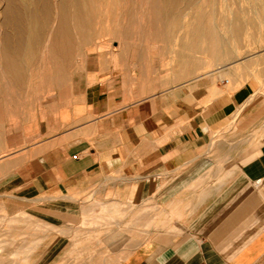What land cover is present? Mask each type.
I'll list each match as a JSON object with an SVG mask.
<instances>
[{"label": "crops", "instance_id": "1", "mask_svg": "<svg viewBox=\"0 0 264 264\" xmlns=\"http://www.w3.org/2000/svg\"><path fill=\"white\" fill-rule=\"evenodd\" d=\"M226 70L154 93L123 82L75 96L14 185L28 215L56 230L41 261L264 264V86ZM93 190L137 204L138 243L113 241L95 260H77V204Z\"/></svg>", "mask_w": 264, "mask_h": 264}, {"label": "rangeland", "instance_id": "2", "mask_svg": "<svg viewBox=\"0 0 264 264\" xmlns=\"http://www.w3.org/2000/svg\"><path fill=\"white\" fill-rule=\"evenodd\" d=\"M46 1L47 0H34L33 3L28 1L37 12V19L39 18L37 20L38 25H40L39 27L43 33V43L41 42L39 48L36 49L38 52L34 53V55L38 58L33 55V57L18 59L24 56V54L20 51H13V53L9 54L5 48L0 49V67L2 68L4 65L2 69L0 68V264H46V261L44 262L40 260L42 250L45 248L44 245L46 246L48 244L47 236L56 230H48L47 225L43 224L41 219L35 217L32 218L31 215H28L26 210V201L22 195H19L20 192L16 191L14 185L17 177L19 178V176L25 175L26 159L29 157V153L31 158L33 146L36 147L40 142L42 138L41 132L56 130L58 128L59 120L64 121V116L68 115L69 108L72 106L75 96L84 92L88 86L93 84H108L110 86L120 85L123 82L129 84L138 83V85L141 86V88L147 93H154L167 90L174 85L181 84L195 77L201 76L219 66L226 67V71L228 73L231 72L240 74L243 79L254 78L259 81L262 86H264V38L262 39V36L264 37V22H259L261 24L245 23V29L243 31L244 36L242 35L237 42L233 43V41L230 40L226 44L228 50L230 48L229 52H231V54H228L224 57V59L217 61L205 52V48L208 46L206 44H209L208 41H201L199 44L200 48L194 51L183 49L185 43L189 42V38L182 39L185 35V33L182 32H185L188 29V25L192 21L191 18L193 17V13L197 10H211L212 6H210L208 2H205L207 0H199L200 4L194 6L195 8L185 7L183 9L185 15L182 10L183 17H181L179 26L176 27V30L173 33V37L171 38L172 41L171 39H163L160 33L164 32L166 28L164 27V29H162L163 26L161 27L160 23H157L156 25L153 22L154 13L149 14L150 12L152 13V11L154 12L149 5L151 0H146V2L143 0H134L135 3L133 0H115V2L114 0H96L97 7L95 0H48V4ZM229 1H234L235 3L229 2L231 6L225 7V5H222L224 0H219L220 3L217 7L218 12L222 8L220 12H222V14H228L227 16L231 17L232 14L230 13L238 11L237 9H241L244 13L248 10V17L251 15L255 16V11L252 7H250L251 5L247 2L248 0H238L239 2L237 0ZM126 2L128 3L126 4ZM20 3L21 2L18 0H0V23H2L1 31H6L8 35L11 36L9 39L10 42L14 41L12 36L15 32L17 30H24L26 25L24 23L26 21L23 20L24 17L18 16ZM241 5L245 6L243 7ZM148 6L152 10L150 8L147 9ZM79 8L80 10L83 9L82 11L84 12L82 13ZM261 8L262 10H260L259 13L264 14V7ZM39 10L42 13H40ZM93 10L95 12H93ZM144 10L147 15L144 14ZM76 11L78 14H76ZM119 11L120 15L118 14ZM130 12H132V14ZM4 14L6 17L3 16ZM126 15H128L129 19ZM148 15H152L150 17L155 26L152 22H150L151 24L148 22L151 21ZM245 15L247 14L245 13ZM147 17L148 19H146ZM69 18H71V20ZM91 18L93 21L90 20ZM184 18H188L187 22ZM141 19H144L145 21L142 20V22H140ZM75 21H78L76 22L78 29L74 27ZM83 21H86L85 24ZM116 22H119L117 26L115 25ZM139 22L143 26L140 25ZM143 22L146 23L144 24ZM181 23L184 24L182 25ZM212 23L218 22L212 21ZM44 24L46 25V28L43 26ZM89 25L93 28H90ZM221 25L222 23H218V26L220 27H218V30L220 32H224L225 26L222 25V27ZM257 25L260 27L259 29ZM58 26L60 28H58ZM140 26L143 28H140ZM150 26L152 28L156 27V35L154 34L155 31L153 32L155 29H152ZM7 27L9 28L6 29ZM62 28L65 29L63 30ZM86 28L88 30H86ZM126 28L128 32L124 30ZM144 28L147 30H144ZM148 28L150 29L148 30ZM250 28H253L254 31ZM110 29L111 31L109 32ZM112 29L113 31L117 30L118 35H114L115 33H113ZM65 30L66 32L69 31V33H65ZM179 30L181 33L176 34L177 31L180 32ZM248 30H251L252 32H249ZM62 31L64 33L63 35L61 34ZM75 31H79V33ZM83 31L85 34H83ZM47 33L48 36L46 35ZM130 33L134 35H129ZM249 33L251 34L249 35ZM55 34L56 36L54 38L56 42L54 43L53 36ZM157 34H159L158 37L160 40L157 39ZM50 36L51 39L48 41ZM57 37H59V40L61 38V43ZM121 37L122 39H120ZM78 38L80 42H78ZM84 39L88 42L83 43L85 41ZM161 39L163 40L161 41ZM62 40L66 42H63ZM75 40H77V42H75ZM81 40L83 42H81ZM89 41L91 42L90 44ZM47 42L49 43V48L45 50V43ZM71 43H75V45ZM238 43L240 44L239 48L241 50L237 47ZM241 45L243 46L242 48ZM59 46L62 48L59 49ZM65 47L67 48V51L64 50ZM235 47H237V49ZM3 50H5V52ZM69 50L72 52H69L71 56L68 54ZM179 51H182L181 55L178 54ZM10 52H12V50H10ZM41 52L42 54H40ZM55 52L59 53L56 54ZM64 52L69 55V58L68 55L66 57ZM39 55L41 56L39 57ZM46 55L50 58L46 59ZM51 55L53 56L51 57ZM117 57H119L118 60ZM52 58H54V60H52ZM55 58L58 60V65L56 64L57 60ZM17 60H23V67H27L24 69L21 68L20 66L22 63ZM34 60L37 62L34 63ZM7 61H13L14 66L9 68ZM192 61L197 63L196 66H194L188 75L186 74L183 76L181 74V67H183L181 63H191ZM40 62L41 65L39 64ZM5 67H7V69H5ZM17 67L21 71L16 69ZM48 67H51V69ZM3 70L7 75L4 74L5 72H3ZM10 71L13 74H11ZM20 75H22V77L24 76L23 80ZM6 76L11 77L8 78ZM54 76L56 77L54 78ZM50 81L52 82L50 83ZM56 82H58V84H56ZM14 83L16 84L14 85ZM14 86L16 88L15 90ZM11 89L13 92H9ZM13 98L16 101H14ZM72 206L75 205L72 203ZM77 206L79 207L78 210L81 213L82 218L79 223L80 230L76 231L77 233L74 237V253L71 254L75 257V259L87 261L95 260V257L98 254L97 252H99L100 249L98 247L105 249L109 247L113 241H115V243L119 242L126 244L138 243V238L135 237V234H137V231L139 230V216L141 212L139 211L137 204H126L122 207L120 204L99 200L94 197L93 190L86 192L81 197V203L77 204ZM151 210L153 209L151 208ZM165 221L166 225L171 223L168 215L166 216ZM153 223L154 221L151 219L149 224L153 226ZM134 228L135 230H131ZM128 232L131 234L130 236L126 235ZM74 257H72V259Z\"/></svg>", "mask_w": 264, "mask_h": 264}, {"label": "bare ground", "instance_id": "3", "mask_svg": "<svg viewBox=\"0 0 264 264\" xmlns=\"http://www.w3.org/2000/svg\"><path fill=\"white\" fill-rule=\"evenodd\" d=\"M19 2H21L20 3V8H19V12H18V16L19 17H24V19L23 20H25L26 22H24L26 25H25V28H24V30H17L16 32H15V34L12 36L13 37V42H10L9 41V39H10V35H8V33L6 32V31H1V28H2V23H0V49L2 48H5L6 50H7V52H9V54H11V53H13V51H16L17 52V50L18 51H20L22 54H24V56L22 57V58H18V59H23L24 57H33V55H34V53L35 52H38V51H36V49H38L39 48V46H40V44H41V42H42V35H43V33H42V31H41V29H40V25H38V19H37V12L33 9V7L31 6L32 4H29V2L28 1H30L31 3H33L34 2V0H18ZM39 1V0H38ZM89 1H91V0H89ZM127 1H129V0H127ZM134 1V0H133ZM136 1V0H135ZM135 1H134V3H135ZM140 1V0H139ZM142 1V0H141ZM143 1H145L146 2V0H143ZM221 1V0H220ZM236 1V0H235ZM238 1V0H237ZM247 1V0H246ZM41 2V1H40ZM48 2V0L46 1V3ZM63 2V1H62ZM72 2V1H71ZM114 2H115V0H114ZM138 2V1H137ZM206 3L208 2L209 3V5L210 6H212V8H211V10L210 11H203V10H197L195 13H193V17L191 18L192 19V21L190 22V24L188 25V29L185 31V32H182V33H185V35L182 37V39L183 38H189V42L188 43H185V45L183 46V49L184 50H196V49H199L200 48V42L201 41H208V43L209 44H206V45H208V46H206V48H205V52H207L208 53V55L211 57V58H213V59H215V60H217V61H220V60H222V59H224V57L225 56H227L228 54H231V52H229V50H230V48H229V50H228V48H227V42L228 41H233V43L234 42H237L238 40H239V38L243 35V31H244V29H245V27H244V25H245V23H248V24H254V23H259V22H261V23H263L264 22V14H261V13H259V11L260 10H262V8L261 7H264V1L263 0H248L247 2H249V4L251 5L250 7H252L253 8V10L255 11L254 13H255V16L253 15H251L250 17H248V10H247V12L245 11V13L247 14V15H245V13H244V11L243 10H241V9H237L238 11H234V12H232V13H230V14H232V16L231 17H228L227 15L228 14H222V12H220L221 10H222V8L221 7H219V8H221V10L218 12V9H217V7H218V5H219V0H207V1H205ZM223 2V1H222ZM229 2H231V1H229V0H224V3L222 4V5H225V7H230L231 6V4L229 3ZM232 2H234V1H232ZM231 2V3H232ZM239 2V1H238ZM246 2V3H247ZM46 3H44V4H46ZM81 3H82V1H81ZM95 3H96V0H95ZM113 3V2H112ZM120 3V2H119ZM119 3H118V5H119ZM125 3V2H124ZM128 2H126V4H127ZM235 3V2H234ZM48 4V3H47ZM147 4H149V3H147ZM200 4V2H199V0H151L150 1V6H151V8L154 10V12L152 11V13L150 12L149 14H153L154 15V20H153V22L157 25V23H160L161 24V27H162V29H164V27L166 28L165 29V31L164 32H162V33H160V35L163 37V39H165V40H169V39H171L172 37H173V33H174V31L176 30V27L177 26H179V22H180V19H181V17H183V12H184V8L185 7H194V6H197V5H199ZM205 4V3H204ZM239 4V3H238ZM248 4V3H247ZM55 5H57V4H55ZM91 5V4H90ZM95 5V4H94ZM93 5V6H94ZM117 5V4H116ZM121 5V4H120ZM140 5H141V3H140ZM11 6V5H10ZM139 6V5H138ZM204 6V5H203ZM220 6H221V4H220ZM241 6H245V5H241ZM37 7V6H36ZM57 7V6H56ZM55 7V8H56ZM96 7H97V3H96ZM114 7V6H113ZM118 7V6H117ZM201 7V6H200ZM234 7V6H233ZM242 7V8H243ZM249 7V6H248ZM249 7V8H250ZM48 8H49V5H48ZM47 8V9H48ZM58 8V7H57ZM57 8H56V10H57ZM60 8V7H59ZM82 8V7H81ZM86 8H87V6H86ZM150 7L148 6V8L147 9H149ZM150 8V9H151ZM195 8V7H194ZM224 8V7H223ZM151 9V10H152ZM187 9V8H186ZM203 9H204V7H203ZM38 10V9H37ZM45 10V9H44ZM63 10V9H62ZM75 10H77V9H75ZM79 10H80V8H79ZM83 10V9H82ZM82 10H80V11H82ZM120 10V9H119ZM146 10V9H145ZM144 10V11H145ZM182 10H183V12H182ZM189 10V9H188ZM188 10H187V12H188ZM230 10V9H229ZM246 10V9H245ZM7 11H8V9H7ZM46 11V10H45ZM67 11V10H66ZM121 11V10H120ZM120 11H119V15H120ZM147 11V10H146ZM146 11L144 12V14H146ZM250 11V10H249ZM252 11V10H251ZM39 12H40V10H39ZM58 12V11H57ZM56 12V13H57ZM71 12V11H70ZM70 12H69V14H70ZM74 12V11H73ZM84 11H82V13H83ZM86 12V11H85ZM93 12H95L94 10H93ZM111 12V11H110ZM5 13V12H4ZM8 13V12H7ZM40 13H42V12H40ZM44 13V12H43ZM46 13V12H45ZM80 13V12H79ZM81 13V14H82ZM97 13V12H96ZM127 13V12H126ZM131 14H132V12H130ZM143 13V12H142ZM251 13V12H250ZM253 13V14H254ZM262 13H263V11H262ZM50 14H51V12H50ZM76 14H78V12L76 11ZM91 14V13H90ZM93 14V13H92ZM95 14V13H94ZM131 14H130V16H131ZM143 14V15H144ZM189 14V13H188ZM187 14V15H188ZM13 15V14H12ZM75 15V14H74ZM73 15V16H74ZM80 15V14H79ZM87 15V14H86ZM147 15V14H146ZM184 15H185V12H184ZM3 16H5V14L3 15ZM38 16H39V14H38ZM41 16V15H40ZM72 16V17H73ZM77 16V15H76ZM88 16V15H87ZM86 16V17H87ZM91 16H93V15H91ZM127 17H128V15H126ZM149 16V15H148ZM150 16H152V15H150ZM149 16V17H150ZM6 17V16H5ZM14 17V16H13ZM58 17V16H57ZM70 17H71V15H70ZM90 17V16H89ZM121 17V16H120ZM141 17V16H140ZM146 17V16H145ZM144 17V18H145ZM11 18V17H10ZM76 18V17H75ZM84 18V17H83ZM93 18H95V17H93ZM135 18V17H134ZM186 18V17H185ZM184 18V20H186V22H187V19H185ZM7 19V18H6ZM22 19V18H21ZM61 19V18H60ZM70 20H71V18H69ZM68 19V20H69ZM73 19V18H72ZM77 19H78V17H77ZM80 19H81V16H80ZM87 19V18H86ZM117 19H118V17H117ZM128 19H129V17H128ZM146 19H148V17L146 18ZM151 21H148L149 23L150 22H152V19H151V17L149 18ZM67 20V19H66ZM76 20V19H75ZM84 20V19H83ZM88 20V19H87ZM90 20H92V18L90 19ZM95 20V19H94ZM109 20L111 21V19L109 18ZM140 20V19H139ZM142 20L143 21H145L144 19H141V21L140 22H142ZM8 21V20H7ZM21 21V20H20ZM61 21V20H60ZM79 21V20H78ZM78 21H75L74 23H75V25H74V27H76L77 29H78V25H77V23L76 22H78ZM93 21V20H92ZM119 21V20H118ZM146 21V22H147ZM212 21H214V22H218V23H222V25L223 26H225V28H224V32H220L219 30H218V23H212ZM48 22V21H47ZM73 22V21H72ZM86 22V21H85ZM85 22L83 21V23L85 24ZM88 22H89V20H88ZM112 22V21H111ZM139 22V23H140ZM146 22H143L144 24L146 23ZM152 22V24H154ZM13 23V22H12ZM49 23V22H48ZM62 23H64V22H62ZM61 23V24H62ZM73 23V24H74ZM80 23V22H79ZM115 23V22H114ZM118 23L119 22H116V26L118 25ZM122 23V22H121ZM128 23V22H127ZM148 23V24H149ZM261 23H259V24H261ZM5 24V23H4ZM3 24V25H4ZM15 24V23H14ZM16 24H18V23H16ZM89 24V23H88ZM87 24V25H88ZM90 24H92V23H90ZM147 24V25H148ZM151 24V23H150ZM155 24H154V26H155ZM182 24V23H181ZM184 24V23H183ZM182 24V25H183ZM8 25V24H7ZM58 25V24H57ZM70 25V24H69ZM72 25V24H71ZM111 25V24H110ZM140 25H142L141 23H140ZM146 25V26H147ZM221 25V26H222ZM256 25V24H255ZM254 25V26H255ZM5 26V25H4ZM45 28H46V25L44 24L43 25ZM90 26V25H89ZM94 26V25H93ZM115 26V27H116ZM122 26V25H121ZM120 26V27H121ZM123 26H124V24H123ZM143 26V25H142ZM142 26H140V28L142 27ZM222 26V27H223ZM248 26V25H247ZM250 26V25H249ZM260 26V25H259ZM263 26V25H262ZM14 27V26H13ZM21 27V26H20ZM55 27V26H54ZM57 27V26H56ZM73 27V26H72ZM71 27V28H72ZM87 27V26H86ZM92 26H90V28H91ZM112 27V26H111ZM151 27V26H150ZM257 27H258V25H257ZM9 27H7L6 29H8ZM58 28H60L59 26H58ZM85 28V27H84ZM83 28V29H84ZM89 28V27H88ZM89 28V29H90ZM93 28V27H92ZM116 28H118V27H116ZM115 28V29H116ZM143 28V27H142ZM152 28V27H151ZM154 28V27H153ZM152 28V29H153ZM156 28V27H155ZM154 28V29H155ZM180 28H182V27H180ZM179 28V29H180ZM220 28V27H219ZM255 29H257L256 27H254ZM260 27H258V29H259ZM20 29V28H19ZM63 29V28H62ZM65 29V28H64ZM63 29V30H64ZM73 29V28H72ZM75 29V28H74ZM114 29V28H113ZM113 29H112V31H113ZM120 29V28H119ZM146 28H144V30H145ZM150 28H148V30H149ZM161 29V30H162ZM222 29V28H221ZM250 29H253V28H250ZM54 30H57V29H54ZM58 30H60V29H58ZM76 30V29H75ZM86 30H88L87 28H86ZM91 30V29H90ZM126 32H128L127 31V28L126 29H124ZM142 30V29H141ZM147 30V29H146ZM8 31V30H7ZM13 31V30H12ZM44 31V30H43ZM47 31V30H46ZM53 31V30H52ZM51 31V32H52ZM92 31V30H91ZM108 31V30H107ZM111 31V29L109 30V32ZM140 31V30H139ZM138 31V32H139ZM155 31V35H156V29L155 30H153V32ZM180 31V30H179ZM184 31V30H183ZM249 31V30H248ZM251 31V30H250ZM249 31V32H250ZM253 31H254V29H253ZM255 31H258V30H255ZM261 31H262V29H261ZM48 32V31H47ZM53 32H55V31H53ZM53 32H52V34H53ZM65 33H69V31L68 32H66V30L64 31ZM75 32H77V31H75ZM89 32V31H88ZM94 32V31H93ZM120 32V31H119ZM252 32V31H251ZM12 33V32H11ZM14 33V32H13ZM73 33V32H72ZM77 33H79V31L77 32ZM113 33H115L114 35H118V33H117V30H115V31H113ZM117 33V34H116ZM151 33H152V30H151ZM158 33H159V31H158ZM177 33H181V31L180 32H176V34ZM256 33V32H255ZM254 33V34H255ZM264 33V32H263ZM57 34V33H56ZM56 34L53 36V38L56 36ZM62 35L64 34L63 33V31H62V33H61ZM83 34H85L84 33V31H83ZM92 34V33H91ZM90 34V35H91ZM128 34V33H127ZM127 34H126V36H127ZM132 33H130L129 35H131ZM142 34V33H141ZM140 34V35H141ZM149 34H150V32H149ZM154 34H152V35H154ZM244 34H245V32H244ZM251 33H249V35H250ZM260 34V33H259ZM47 36H48V33L46 34ZM86 35H88V34H86ZM95 35V34H94ZM132 35H134V34H132ZM158 35L159 34H157V36L156 37H158ZM60 36V35H59ZM71 36V35H70ZM73 36V35H72ZM75 36V35H74ZM76 36H78V35H76ZM125 36V35H124ZM124 36H122V37H124ZM137 36H138V34H137ZM179 36V35H178ZM244 36V35H243ZM261 36V35H260ZM66 37V36H65ZM80 37H81V35H80ZM94 37V36H93ZM122 37L120 38V39H122ZM130 37V36H129ZM246 37H248V36H246ZM52 38V39H53ZM58 38V40H59V37H57ZM69 38V37H68ZM68 38H66V39H68ZM84 38V37H83ZM85 38H86V36H85ZM97 38V37H96ZM155 38V37H154ZM161 38V37H160ZM252 38V37H251ZM251 38H250V40H251ZM260 38V37H259ZM264 37L262 36V39H263ZM46 39V38H45ZM50 39H51V36L48 38V41H50ZM62 39H63V37H62ZM65 39V40H66ZM74 39H75V37H74ZM77 39V38H76ZM157 39H159V37L157 38ZM163 39H161V41L163 40ZM244 39V38H243ZM262 39H260V40H262ZM60 40H61V38H60ZM60 40H59V42H60ZM72 40V39H71ZM85 41L83 42L82 40H81V42H83V43H85V42H88V41H86V39H84ZM160 40V39H159ZM181 40V39H180ZM254 40V39H253ZM252 40V41H253ZM47 41V40H46ZM53 41H54V43L56 42L55 41V38L53 39ZM53 41H51V42H53ZM63 42H66V41H64V40H62ZM68 41V40H67ZM171 41H172V39H171ZM246 41V40H245ZM252 41H250V42H252ZM58 42V41H57ZM63 42H62V44H63ZM75 42H77V40H75ZM78 42H80V40H79V38H78ZM97 42V41H96ZM181 42V41H180ZM257 42V41H256ZM255 42V43H256ZM11 43V44H10ZM43 43V42H42ZM61 43V42H60ZM91 42L89 41V44H90ZM233 43H232V46H233ZM253 43V42H252ZM58 44V43H57ZM61 44V45H62ZM65 44V43H64ZM71 44H74L75 45V43H71ZM71 44H70V46H71ZM78 44V43H77ZM76 44V45H77ZM82 44V43H81ZM87 44V43H86ZM174 44V43H173ZM241 44H242V42H241ZM67 45V44H66ZM65 45V46H66ZM235 45H237V44H235ZM239 46H240V44L238 43V49H240L239 48ZM252 46V45H251ZM55 47V46H54ZM64 47V46H63ZM237 47H235L236 49H237ZM243 46L241 45V48H242ZM41 48V47H40ZM45 50H47L48 48H49V43L47 42V43H45ZM59 49L60 48H62V47H58ZM72 48V47H71ZM76 48V47H75ZM82 48V47H81ZM58 49V50H59ZM67 48L65 47L64 48V50H66ZM141 49V48H140ZM168 49V48H167ZM244 49V48H243ZM10 50H12V52H10ZM44 50V51H45ZM73 50H75V49H73ZM172 50H173V48H172ZM241 50V49H240ZM2 51V50H1ZM4 52H5V50H3ZM52 51V50H51ZM67 51V50H66ZM72 51V50H71ZM78 51V50H77ZM238 51V50H237ZM40 52V51H39ZM57 52V51H56ZM55 52V53H56ZM59 52H60V50H59ZM58 52V53H59ZM69 52H70V50L68 51V54H69ZM20 53V54H21ZM44 53V52H43ZM58 53H56V54H58ZM70 53H72V52H70ZM80 53H81V51H80ZM181 53H182V51H179L178 52V54H180L181 55ZM18 54V53H17ZM40 54H42V52L40 53ZM45 54V53H44ZM48 54V53H47ZM52 54H54V53H52ZM64 54H66V57H67V53H65L64 52ZM19 55V54H18ZM37 55V54H36ZM70 56H71V54H69ZM69 55H68V58H69ZM115 55V54H114ZM196 55V54H195ZM10 56V55H9ZM35 56V55H34ZM41 55H39V57H40ZM43 56V55H42ZM45 56V55H44ZM47 56V55H46ZM49 56H50V54H49ZM53 55H51V57H52ZM3 57V56H2ZM14 57V56H13ZM17 57V56H16ZM35 57H37V56H35ZM72 57H73V54H72ZM71 57V58H72ZM179 57V56H178ZM196 57H198V56H196ZM8 58V57H7ZM38 58V57H37ZM36 58V59H37ZM48 58H50V57H48L47 56V58L46 59H48ZM58 58V57H57ZM67 58V59H68ZM70 58V59H71ZM113 58H114V56H113ZM118 58L119 57H117V60H118ZM14 59H15V57H14ZM56 59V58H55ZM59 59V58H58ZM10 60V59H9ZM26 60V59H25ZM51 60V59H50ZM52 60H54V58H52ZM52 60H51V62H52ZM57 60V59H56ZM17 61H19L20 63H22V61H20V60H17ZM29 61V60H28ZM8 62V61H7ZM26 62V61H25ZM37 61H35L34 60V63H36ZM42 62V61H41ZM41 62L39 63L40 65H41ZM48 62V61H47ZM50 62V63H51ZM4 63V62H3ZM14 62L13 61H9L8 62V67L9 68H12L13 66H14V64H13ZM56 63V62H55ZM48 64V63H47ZM57 65H58V60H57V63H56ZM182 65H183V67H181L182 68V71H181V74L184 76V75H188V73H190L191 72V70L194 68V66H196V62H191V63H181ZM34 65V64H33ZM46 65V64H45ZM53 65V64H52ZM56 65V66H57ZM7 66V65H6ZM20 66V65H19ZM32 66V65H31ZM36 66H38V65H36ZM49 66H50V64H49ZM3 67H4V65H3ZM2 67V68H3ZM21 68H26L27 66H25V67H23V63L21 64V66H20ZM52 67V66H51ZM51 67H48L49 69H51ZM1 68V67H0ZM1 68V69H2ZM28 68H29V65H28ZM34 68V67H33ZM236 68V67H235ZM5 69H7V67H5ZM4 69V70H5ZM16 69H18V67L16 68ZM23 69H22V71H23ZM43 69V68H42ZM45 69V68H44ZM60 69V68H59ZM3 70V72H5ZM19 70V69H18ZM46 70H47V67H46ZM232 70V69H231ZM19 71H21V70H19ZM63 71V70H62ZM25 72H27V71H25ZM60 72H61V70H60ZM10 73H11V71H10ZM24 73V72H23ZM22 73V74H23ZM3 74V73H2ZM4 74H6V72L4 73ZM3 74V75H4ZM11 74H13V73H11ZM60 74H62V73H60ZM7 75V74H6ZM15 75H16V73H15ZM50 75V74H49ZM5 76V75H4ZM17 76H18V73H17ZM16 76V77H17ZM21 77H22V75H20ZM51 76V75H50ZM52 76H53V74H52ZM59 76H61V75H59ZM6 77H8V78H10L9 76H6ZM24 77V76H23ZM23 77H22V80H23ZM56 76H54V78H55ZM187 77V76H186ZM45 78H46V76H45ZM49 78V77H48ZM2 79H4V78H2ZM13 79H14V77H13ZM12 79V80H13ZM43 79V78H42ZM60 79V78H59ZM58 79V80H59ZM7 80V79H6ZM19 80V79H18ZM50 80H51V78H50ZM54 80V79H53ZM11 81V80H10ZM15 81V80H14ZM57 81V80H56ZM7 82V81H6ZM43 82V81H42ZM49 82V81H48ZM52 81H50V83H51ZM3 83V82H2ZM8 83H9V81H8ZM8 83H6V84H8ZM11 83H13V82H11ZM47 83V82H46ZM55 83V82H54ZM5 84V83H4ZM10 84V83H9ZM16 83H14V85H15ZM56 84H58V82H56ZM1 85H3V84H1ZM47 85H48V83H47ZM13 86V85H12ZM49 86V85H48ZM47 86V87H48ZM8 87V86H7ZM7 87H5L6 89H8ZM45 87H46V85H45ZM1 88V87H0ZM16 88H15V86H14V90H15ZM18 89V88H17ZM2 90V89H1ZM5 90V89H4ZM10 91H12V89L11 90H9V92ZM9 92H6V93H9ZM13 92V91H12ZM11 92V93H12ZM2 93H3V91H2ZM18 93V92H17ZM20 93H21V91H20ZM22 94V93H21ZM8 95H11V94H8ZM16 96V95H15ZM17 97H18V95H17ZM4 99V98H3ZM9 99V98H8ZM14 99V98H13ZM18 99V98H17ZM23 99V98H22ZM21 100V99H20ZM14 101H16L15 99H14ZM11 103H12V101H11ZM15 104V103H14ZM18 105H19V103H18ZM22 108V107H21ZM1 138V137H0Z\"/></svg>", "mask_w": 264, "mask_h": 264}]
</instances>
